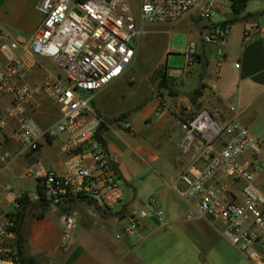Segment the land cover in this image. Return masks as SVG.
Returning <instances> with one entry per match:
<instances>
[{
	"label": "crops",
	"instance_id": "obj_1",
	"mask_svg": "<svg viewBox=\"0 0 264 264\" xmlns=\"http://www.w3.org/2000/svg\"><path fill=\"white\" fill-rule=\"evenodd\" d=\"M1 2L13 17L0 9V33L11 42H28L41 20L38 0H29L26 6L19 0ZM216 13L222 17L217 23L202 20L196 11L176 21L186 22L191 44L180 52L185 57L182 68L163 69L161 58L153 66L140 63L137 51L131 67L93 97L92 105L103 120L98 134L129 190H122V201L111 209L98 207L89 199H72L50 204L37 218V208L29 207L20 227L18 264H250L224 239L220 222L187 219L188 203L172 189L180 172L192 163V155L181 150L182 122L199 109H207L219 125L238 120L253 137L264 139V0H248L244 12L232 23H228L230 4L219 6L213 16ZM220 27L228 29L225 41H206ZM188 53L195 58L191 64L187 63ZM12 54L0 48V64ZM133 67L137 72L130 74ZM60 74L50 60L38 56L25 82L34 88L46 77ZM161 76L168 79V86L158 87ZM157 87L151 101L140 107ZM128 99L136 100L135 104L121 107ZM10 104L8 94L0 95V116ZM25 114L46 129L57 121L59 109L39 92L25 105ZM125 121L131 129L123 128ZM16 129L17 119L9 118L0 131V216L17 209L6 195V185L20 197L38 199L39 185L26 176L34 157L57 173L66 170L62 135L46 137L32 156L20 153ZM5 154L9 157L3 160ZM259 155L264 159V147ZM256 183L264 191V172ZM152 208L160 210V218L151 214ZM131 210H147V214L137 219L134 233L126 235ZM65 214L74 219L68 250L60 247V219Z\"/></svg>",
	"mask_w": 264,
	"mask_h": 264
},
{
	"label": "built area",
	"instance_id": "obj_2",
	"mask_svg": "<svg viewBox=\"0 0 264 264\" xmlns=\"http://www.w3.org/2000/svg\"><path fill=\"white\" fill-rule=\"evenodd\" d=\"M233 1L138 0L136 19L128 0H38L41 20L28 42H11L0 33V48L14 52L0 64V95L11 98L0 116V131L7 119L16 118L20 153L32 156L46 137L63 136L61 150L67 154L63 173L46 168L36 157L26 170L47 199L57 204L84 198L105 209L120 204L119 174L96 137L103 120L92 105L93 97L131 67L144 23H173L191 11L209 21L219 6ZM227 33L226 27H220L205 39L222 44ZM38 56L50 60L61 74L46 77L32 88L25 78ZM186 58L189 64L195 60L190 53ZM39 92L59 109L57 121L46 129L25 114V105ZM122 125L131 129L127 121ZM181 127V150L192 155V163L180 172L172 189L188 203L186 218L220 222L231 246L250 264H264V191L256 183L264 172V159L259 155L264 139L253 137L238 120L219 125L204 108L185 119ZM8 157L5 154L3 160ZM5 191L18 209L20 195L10 185ZM150 212L160 218L158 208ZM146 214L147 210H131L124 233H134L137 219ZM60 224V247L68 250L74 219L65 214ZM12 226L9 214L0 216V264L18 262Z\"/></svg>",
	"mask_w": 264,
	"mask_h": 264
},
{
	"label": "rangeland",
	"instance_id": "obj_3",
	"mask_svg": "<svg viewBox=\"0 0 264 264\" xmlns=\"http://www.w3.org/2000/svg\"><path fill=\"white\" fill-rule=\"evenodd\" d=\"M24 6H26L29 0H19ZM130 3L133 13L138 18V0H128ZM23 7V6H22ZM0 9H4L6 13L13 17V12H9L7 10V5L5 3H0ZM17 15V12L14 13ZM222 19L218 13H216L211 20L214 23H217L218 20ZM186 22L183 21L181 23L173 22V23H144L142 25V34L139 38L138 43H135V47L137 51L140 53V63H150L152 66L156 65L161 58L160 66L161 68L170 70L172 68H182L184 65V55L181 54V50L185 49L187 45H191L188 41V37L186 35ZM150 50L149 53L146 50ZM166 49L168 51L166 52ZM180 53V55H177ZM138 62V64H140ZM159 67V66H158ZM137 72V68L133 67L130 70V74H134ZM136 100H127L122 103L121 107L134 105ZM140 105V104H139ZM32 186H33V180ZM121 189L126 192L129 190V187L121 182H118ZM35 193V188L32 189ZM128 193V192H127ZM142 200L144 203L145 200L142 198H137ZM49 200V199H48ZM147 209V207H145ZM37 211H39L37 209ZM18 264V263H14Z\"/></svg>",
	"mask_w": 264,
	"mask_h": 264
},
{
	"label": "trees",
	"instance_id": "obj_4",
	"mask_svg": "<svg viewBox=\"0 0 264 264\" xmlns=\"http://www.w3.org/2000/svg\"><path fill=\"white\" fill-rule=\"evenodd\" d=\"M248 0H234L232 3H230V9H231V13H232V18L229 20L228 23H232L235 20L239 19V16L244 12L245 10V6ZM227 22L224 24H228ZM199 58V56H198ZM169 82L168 79L165 77L164 80L161 79V81L159 82V88L161 87H166L168 86ZM102 143V139L100 137L99 134H97L96 136ZM37 193H38V203H33L30 204L31 200L27 195H22L19 199H18V203H19V207L18 209L15 210L14 213L9 214L12 219H13V226L11 227V231L17 235L18 240H17V244H18V249H17V261L20 262L21 260V244H22V237L20 235V227H21V223L23 220V216L25 211L29 208H37L39 210V212L36 213V217L37 218H41L43 216V213L47 210V208L49 207L50 203L49 200L45 197L44 192L42 191L41 187L38 186L37 188ZM72 199H69L65 202H68ZM22 207V210L21 209Z\"/></svg>",
	"mask_w": 264,
	"mask_h": 264
},
{
	"label": "water",
	"instance_id": "obj_5",
	"mask_svg": "<svg viewBox=\"0 0 264 264\" xmlns=\"http://www.w3.org/2000/svg\"><path fill=\"white\" fill-rule=\"evenodd\" d=\"M200 45H201V49H203V40L201 39L200 40ZM205 61V60H204ZM206 66V65H205ZM201 79V76L199 77V80ZM158 91V88H156L155 89V91H153L150 95H149V97L142 103V105H140V107H143L146 103H148V102H150L151 101V99H152V97L155 95V93ZM139 107V108H140ZM39 202V200L38 199H35V200H33V201H31L30 202V204H33V203H38ZM49 203L50 204H53L54 203V201L53 200H49ZM22 207L23 206H21V209L20 210H22ZM15 240H16V247H17V249H18V244H17V240H18V237H17V235H15Z\"/></svg>",
	"mask_w": 264,
	"mask_h": 264
},
{
	"label": "flooded vegetation",
	"instance_id": "obj_6",
	"mask_svg": "<svg viewBox=\"0 0 264 264\" xmlns=\"http://www.w3.org/2000/svg\"><path fill=\"white\" fill-rule=\"evenodd\" d=\"M164 78H165V76H161V78H160L159 82L161 81V79H163V80H164ZM159 82H158V87H159ZM158 87H157V88H158Z\"/></svg>",
	"mask_w": 264,
	"mask_h": 264
}]
</instances>
